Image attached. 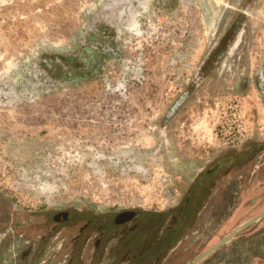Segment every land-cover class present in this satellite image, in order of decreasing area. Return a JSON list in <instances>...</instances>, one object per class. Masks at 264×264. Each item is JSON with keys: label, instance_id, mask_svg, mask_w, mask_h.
Masks as SVG:
<instances>
[{"label": "rangeland", "instance_id": "374dc122", "mask_svg": "<svg viewBox=\"0 0 264 264\" xmlns=\"http://www.w3.org/2000/svg\"><path fill=\"white\" fill-rule=\"evenodd\" d=\"M199 177L195 211L241 193L202 264H264V0H0V264L22 263L16 223L65 208L171 223Z\"/></svg>", "mask_w": 264, "mask_h": 264}, {"label": "flooded vegetation", "instance_id": "af4514ba", "mask_svg": "<svg viewBox=\"0 0 264 264\" xmlns=\"http://www.w3.org/2000/svg\"><path fill=\"white\" fill-rule=\"evenodd\" d=\"M244 14L243 10L239 11V16ZM237 27L238 24L231 29L232 33ZM216 167L208 169L207 176L212 175ZM238 185L240 190L245 188L239 183ZM201 186L203 182L199 177L198 181H194L189 187L171 223L164 220L165 216L169 215L167 213L134 208L97 214L87 209L65 208L47 211L41 215V220L16 223L20 229L23 227L22 233H29L23 237L30 239L21 251V264H202V259L212 255L220 247L199 258L216 244L200 250L203 238L211 235L214 230L215 215L218 213L228 216L231 205L237 204L236 199L241 193L227 189L228 191L223 192L225 197L219 207L216 205L219 201L210 198L202 208H196L195 211V206L200 203ZM234 186L237 188L236 184ZM208 204L209 208L205 210ZM36 217L39 218V215ZM1 223L2 221L0 228ZM58 231L66 236L59 246L53 247L52 244L57 241L51 236ZM233 232L234 230L227 234ZM11 240V233L0 239V249L6 248ZM172 251H175L172 261H161L167 258L163 255ZM45 253H53L55 259L40 261V257ZM62 255L66 257L60 263L57 256Z\"/></svg>", "mask_w": 264, "mask_h": 264}, {"label": "water", "instance_id": "95a60500", "mask_svg": "<svg viewBox=\"0 0 264 264\" xmlns=\"http://www.w3.org/2000/svg\"><path fill=\"white\" fill-rule=\"evenodd\" d=\"M263 215H264V212L260 213V214L257 216L256 219L262 217ZM233 234H234V232L232 233V235H233ZM230 237H231V236H230ZM230 237H229V238H230ZM229 238H223V239H221L218 243H216L213 247H211L207 252H205V253H204L203 255H201L199 258H201L202 256H204V255L207 254L208 252H210V251L216 249L217 247L221 246L222 244L226 243V242L229 240ZM199 258H198V259H199ZM198 259H197V260H198Z\"/></svg>", "mask_w": 264, "mask_h": 264}, {"label": "bare ground", "instance_id": "6f19581e", "mask_svg": "<svg viewBox=\"0 0 264 264\" xmlns=\"http://www.w3.org/2000/svg\"><path fill=\"white\" fill-rule=\"evenodd\" d=\"M231 235H232L231 233L227 234V235H225V238H229Z\"/></svg>", "mask_w": 264, "mask_h": 264}]
</instances>
